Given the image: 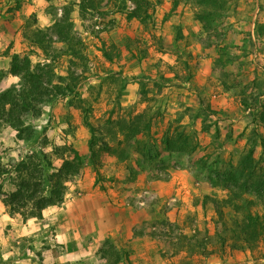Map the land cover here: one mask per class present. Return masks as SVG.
Segmentation results:
<instances>
[{"label": "rangeland", "instance_id": "1", "mask_svg": "<svg viewBox=\"0 0 264 264\" xmlns=\"http://www.w3.org/2000/svg\"><path fill=\"white\" fill-rule=\"evenodd\" d=\"M136 1L0 0V85L12 56L33 50L34 63L59 59L48 62L74 91L27 122L35 145L0 123L4 163L42 150L59 168L69 147L82 157L64 203L46 210L42 247L61 264H115L117 254V264H264L263 242L239 251L207 240L219 208L235 214L221 207L230 191L254 199L264 218V183L251 192L242 185V173L264 180V0H224L223 9L146 0L147 15L129 20ZM215 10L224 14L207 22L204 14ZM39 30L52 45L48 53L30 47ZM146 111L150 131L126 141L124 124ZM184 139L194 151L176 149ZM59 226L78 227L77 239L58 240ZM9 263L1 256L0 264Z\"/></svg>", "mask_w": 264, "mask_h": 264}, {"label": "trees", "instance_id": "2", "mask_svg": "<svg viewBox=\"0 0 264 264\" xmlns=\"http://www.w3.org/2000/svg\"><path fill=\"white\" fill-rule=\"evenodd\" d=\"M144 1L146 0L136 1L137 7L127 14L129 20H142L147 15V11L143 9ZM198 1L204 6L218 4L219 9L224 8V0ZM220 14L218 10L208 11L203 18L209 22L212 15ZM210 21L212 22V19ZM54 28L57 30L56 34L63 35L61 41L71 46L72 37L69 34L64 35L63 31L61 33V25L56 23ZM46 38L47 35L44 31H37L32 37H28L32 44L30 47L48 53L52 45ZM31 53L34 51L14 54L11 58L8 71L4 76L12 75L18 77L20 81L18 85L0 93V123L16 131L18 141L35 145L38 140L35 137V128L27 122L30 119L41 117L46 105L52 104L60 97L67 96L74 91L72 85L65 84V78L56 74L53 68L52 62L57 63L59 59L46 55V62L34 63L30 56ZM48 59L52 62H48ZM260 106L263 109L262 119L264 120V99H261ZM147 111L136 115L129 123L124 124L126 141L131 142L138 135L150 131L152 116ZM85 122L93 131L94 127L88 122L87 117ZM177 137H182V133H179ZM178 142L180 145L176 148L177 150L184 152L195 150V146H188L189 141L186 139ZM167 145L169 148H173L168 137ZM1 147L0 144V152ZM68 150L71 156L69 159H64L59 168L52 164L50 157L42 150L28 153L21 160L12 163L3 162L2 155L6 151L0 153V202L5 206L10 216L21 215L25 220L42 219L44 211L48 208L64 203L68 191L67 184L73 177L80 174L83 165L79 152L72 147H69ZM90 150L93 155L96 154L93 140ZM253 154V150L249 151L247 160L251 161ZM95 160L94 163H96ZM242 174L247 176L242 185L249 189L248 192L259 191L262 186L259 184L264 183V180L253 178L252 172ZM249 179L253 181L249 183ZM101 188L105 189L103 186ZM230 193L228 199L221 201V207H229L235 214L227 218L218 207V228L212 236H208L207 240H210V244H218L221 248L229 246L231 250H252L259 242L264 243V218L254 211V208L258 206L254 199L244 198L234 191H230ZM201 247L202 249L206 248L205 245ZM121 260L122 257L117 254L115 264ZM126 260L128 261L127 258Z\"/></svg>", "mask_w": 264, "mask_h": 264}, {"label": "crops", "instance_id": "3", "mask_svg": "<svg viewBox=\"0 0 264 264\" xmlns=\"http://www.w3.org/2000/svg\"><path fill=\"white\" fill-rule=\"evenodd\" d=\"M1 58L2 57H0V70L3 68L1 67V62H3ZM15 82L16 77L9 75L0 85V91L10 87L11 84ZM4 131L14 132L11 128L5 129ZM46 212L47 211H44L43 213L44 219L30 218L25 220L21 216H10L5 206L0 202V258L2 256L3 260H9L11 264L63 263V258L49 256L48 254H51V251L43 249L42 247L44 245L43 241L46 240L44 236L46 233V225L43 224V222L49 217V214L47 215ZM57 216L59 215H52L50 218L55 219ZM56 231L58 240L64 238L77 239L75 236L78 227L76 226H59ZM64 231H66L65 234H63ZM26 241H28V243L32 242V244L27 246L28 248L24 244L22 245V243H26ZM76 253L77 251L75 250L67 253L68 260L69 258L74 259Z\"/></svg>", "mask_w": 264, "mask_h": 264}]
</instances>
